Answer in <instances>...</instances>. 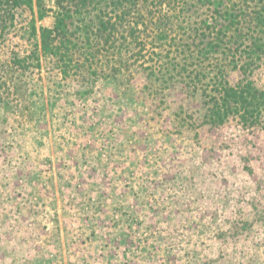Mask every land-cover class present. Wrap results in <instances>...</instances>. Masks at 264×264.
Wrapping results in <instances>:
<instances>
[{
  "label": "rangeland",
  "instance_id": "374dc122",
  "mask_svg": "<svg viewBox=\"0 0 264 264\" xmlns=\"http://www.w3.org/2000/svg\"><path fill=\"white\" fill-rule=\"evenodd\" d=\"M9 43L0 64L25 47ZM41 64L9 73L18 101L0 106V264H264L260 190L237 167L264 130L220 146L126 76L83 85Z\"/></svg>",
  "mask_w": 264,
  "mask_h": 264
},
{
  "label": "trees",
  "instance_id": "16d2710c",
  "mask_svg": "<svg viewBox=\"0 0 264 264\" xmlns=\"http://www.w3.org/2000/svg\"><path fill=\"white\" fill-rule=\"evenodd\" d=\"M50 2L0 0V52L13 36L25 44L3 52L9 55L0 64L4 109L18 101L9 73L39 70L51 59L60 74H74L83 85L126 76L152 109L170 110L179 129L195 137L207 130L220 146H235L242 131L251 140L264 130V0ZM46 17L51 25H37ZM229 128L235 139L224 136ZM251 159L237 167L260 190L264 207V144Z\"/></svg>",
  "mask_w": 264,
  "mask_h": 264
}]
</instances>
